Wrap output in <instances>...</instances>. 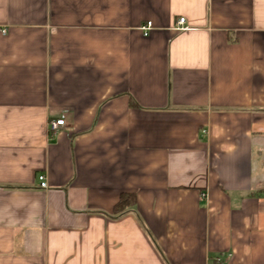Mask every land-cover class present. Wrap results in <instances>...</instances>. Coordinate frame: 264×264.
Listing matches in <instances>:
<instances>
[{
    "label": "crops",
    "instance_id": "0c3cea01",
    "mask_svg": "<svg viewBox=\"0 0 264 264\" xmlns=\"http://www.w3.org/2000/svg\"><path fill=\"white\" fill-rule=\"evenodd\" d=\"M0 264H264V0H0Z\"/></svg>",
    "mask_w": 264,
    "mask_h": 264
},
{
    "label": "built area",
    "instance_id": "2783aa9c",
    "mask_svg": "<svg viewBox=\"0 0 264 264\" xmlns=\"http://www.w3.org/2000/svg\"><path fill=\"white\" fill-rule=\"evenodd\" d=\"M178 29L185 30L187 26H185V17H181L178 20ZM153 27V23L151 21L147 22L144 26H142L143 32L145 35L149 34L150 29ZM6 33V30H3ZM66 126V116L65 114L60 115L59 117L51 118L49 121V131L54 134L58 132L60 129ZM40 186L42 188H47L48 183L46 182V177L44 174L39 175ZM205 196V194H203Z\"/></svg>",
    "mask_w": 264,
    "mask_h": 264
},
{
    "label": "trees",
    "instance_id": "16d2710c",
    "mask_svg": "<svg viewBox=\"0 0 264 264\" xmlns=\"http://www.w3.org/2000/svg\"><path fill=\"white\" fill-rule=\"evenodd\" d=\"M136 195L134 193H124L121 195L118 203L115 206V212L120 213L126 210L128 207L135 205Z\"/></svg>",
    "mask_w": 264,
    "mask_h": 264
}]
</instances>
